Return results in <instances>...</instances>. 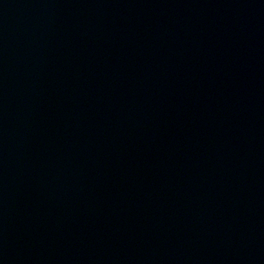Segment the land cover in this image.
I'll list each match as a JSON object with an SVG mask.
<instances>
[{
  "label": "water",
  "instance_id": "1",
  "mask_svg": "<svg viewBox=\"0 0 264 264\" xmlns=\"http://www.w3.org/2000/svg\"><path fill=\"white\" fill-rule=\"evenodd\" d=\"M0 264H264V0H0Z\"/></svg>",
  "mask_w": 264,
  "mask_h": 264
}]
</instances>
